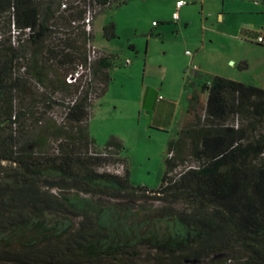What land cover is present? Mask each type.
Listing matches in <instances>:
<instances>
[{"label":"trees","instance_id":"1","mask_svg":"<svg viewBox=\"0 0 264 264\" xmlns=\"http://www.w3.org/2000/svg\"><path fill=\"white\" fill-rule=\"evenodd\" d=\"M127 2L0 0V264H264V88L187 81L155 189L131 183L118 137H92L117 55L89 61L83 19Z\"/></svg>","mask_w":264,"mask_h":264},{"label":"rangeland","instance_id":"2","mask_svg":"<svg viewBox=\"0 0 264 264\" xmlns=\"http://www.w3.org/2000/svg\"><path fill=\"white\" fill-rule=\"evenodd\" d=\"M183 1L179 20L173 19L176 0H128L93 22L94 47L117 60L107 92L92 108L90 133L97 145L111 135L123 142L134 186L158 187L167 143L185 120L187 81L209 84L219 75L264 88V47L257 40L264 38V8L258 0ZM109 23L115 37L106 39L103 27ZM145 87L155 89L158 99L176 102L167 131L150 128L154 118L141 105ZM101 170L122 172L113 165Z\"/></svg>","mask_w":264,"mask_h":264},{"label":"crops","instance_id":"3","mask_svg":"<svg viewBox=\"0 0 264 264\" xmlns=\"http://www.w3.org/2000/svg\"><path fill=\"white\" fill-rule=\"evenodd\" d=\"M144 1H146V0H144ZM176 1H178V0H176ZM198 69H199V67H198ZM197 70H196V72H197ZM229 79H232V78H229ZM236 81H238V80H236ZM195 84L199 85L196 82H195ZM185 88H186V83H185ZM101 99H99V101ZM99 101L97 102V104H99ZM187 103H188V100H187ZM141 105H142V108H145L147 110V112L150 115H152L154 118V120L151 122L150 128L154 129V130L159 129L161 131H167L168 127L172 123L173 116H174L176 108H177L176 102L172 101V100L158 99L157 91L155 89H153L151 87H145L143 90V93H142ZM157 118H158V121L156 122ZM183 123H184V121H183ZM183 123H182V125H183ZM179 128H178V130H179ZM177 131H176V133H177ZM176 133H175V135H176Z\"/></svg>","mask_w":264,"mask_h":264},{"label":"built area","instance_id":"4","mask_svg":"<svg viewBox=\"0 0 264 264\" xmlns=\"http://www.w3.org/2000/svg\"><path fill=\"white\" fill-rule=\"evenodd\" d=\"M184 5H186V3L183 1V0H178L176 1L175 3V11L173 12V19L174 20H178L179 19V9L181 7H183ZM66 7V3H63L61 5V8H65ZM93 22H94V11L92 10H88L84 16V19H83V24L85 26V29L87 31H91L92 28H93ZM258 42L260 43H264V38L263 37H258ZM189 53V52H188ZM95 47L94 45L92 46L91 48V53H90V58H89V61L95 57ZM86 70H88L87 68L85 67H82V66H79L78 69L73 73V74H70L68 77H67V82L68 83H73L75 82L82 73L86 72ZM88 72V71H87Z\"/></svg>","mask_w":264,"mask_h":264}]
</instances>
